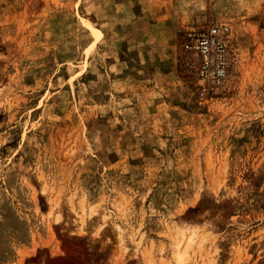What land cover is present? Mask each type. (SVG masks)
<instances>
[{"label": "rangeland", "instance_id": "374dc122", "mask_svg": "<svg viewBox=\"0 0 264 264\" xmlns=\"http://www.w3.org/2000/svg\"><path fill=\"white\" fill-rule=\"evenodd\" d=\"M212 22L239 60L198 100ZM177 252L264 264V0H0V264Z\"/></svg>", "mask_w": 264, "mask_h": 264}, {"label": "built area", "instance_id": "2783aa9c", "mask_svg": "<svg viewBox=\"0 0 264 264\" xmlns=\"http://www.w3.org/2000/svg\"><path fill=\"white\" fill-rule=\"evenodd\" d=\"M179 48L192 59L196 99L210 100L228 90L229 79L239 60L235 38L228 24L212 22L199 31H184Z\"/></svg>", "mask_w": 264, "mask_h": 264}, {"label": "bare ground", "instance_id": "6f19581e", "mask_svg": "<svg viewBox=\"0 0 264 264\" xmlns=\"http://www.w3.org/2000/svg\"><path fill=\"white\" fill-rule=\"evenodd\" d=\"M182 241V240H181ZM178 243H180V240H179V242ZM177 245V244H176ZM177 246H179V245H177ZM176 248V247H175ZM186 249V248H185ZM184 251V250H183ZM182 251V252H183ZM175 252H176V250H175ZM179 252V251H178ZM175 253V262H176V264H182L183 263V257H184V253ZM185 254H186V252H185Z\"/></svg>", "mask_w": 264, "mask_h": 264}]
</instances>
